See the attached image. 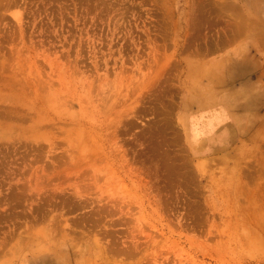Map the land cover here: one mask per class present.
Listing matches in <instances>:
<instances>
[{"label":"rangeland","instance_id":"1","mask_svg":"<svg viewBox=\"0 0 264 264\" xmlns=\"http://www.w3.org/2000/svg\"><path fill=\"white\" fill-rule=\"evenodd\" d=\"M0 264H264V0H0Z\"/></svg>","mask_w":264,"mask_h":264}]
</instances>
